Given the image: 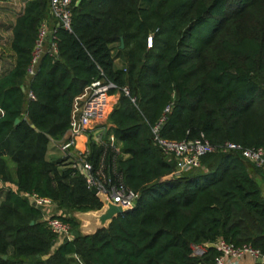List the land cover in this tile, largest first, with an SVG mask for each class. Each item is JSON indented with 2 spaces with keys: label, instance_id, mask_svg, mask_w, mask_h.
<instances>
[{
  "label": "trees",
  "instance_id": "trees-1",
  "mask_svg": "<svg viewBox=\"0 0 264 264\" xmlns=\"http://www.w3.org/2000/svg\"><path fill=\"white\" fill-rule=\"evenodd\" d=\"M48 2L26 0L16 13L13 62L0 71V264H212L217 239L264 255L261 171L238 152L217 151L175 176L151 131L165 115L166 139L264 147V0H79L70 29L55 30L57 55L45 53L27 79ZM101 78L118 92L106 135L119 152L89 140L86 157L96 165L105 154L139 196L83 234L73 214L103 203L67 159L48 152L69 127L74 98ZM24 192L51 199L54 216L79 234L58 238ZM198 242L209 244L202 259L191 256Z\"/></svg>",
  "mask_w": 264,
  "mask_h": 264
},
{
  "label": "built area",
  "instance_id": "built-area-1",
  "mask_svg": "<svg viewBox=\"0 0 264 264\" xmlns=\"http://www.w3.org/2000/svg\"><path fill=\"white\" fill-rule=\"evenodd\" d=\"M78 2L79 0H49V17L42 19L37 27L30 64L26 71L27 79L35 74L38 63L45 53L52 57L57 55L55 30L59 26L70 29L72 6ZM150 40L149 37L148 44ZM113 88L115 85L105 78L96 79L85 87L83 93L73 100L69 127L65 135L58 141H52V144L60 153V157L67 159L70 167L84 177L88 188L97 189L100 199L130 210L136 205L139 195L124 185L121 173L116 170L115 165L110 167L105 164V154H102L96 165L86 157L89 153L87 149L89 140L107 145L112 151L119 152L114 136L111 133L106 135L110 126L107 123L106 107L110 95H113L109 91ZM123 91L128 93L126 88H123ZM25 93L29 100H35V95L30 90H25ZM168 111L169 107L164 113ZM164 120L165 115L151 128V131L153 141L160 147L163 155L174 160L175 176L199 166L201 157L208 153L235 151L260 170L264 177V147H242L233 142L214 146L201 138L166 139L159 135ZM81 136L86 137V144L82 148L78 145ZM104 136L106 141L103 140ZM262 195L264 198V181ZM22 196L28 198L43 212L48 227L58 238L66 240L72 238L70 225L54 216L55 205L51 199L29 192H24ZM208 246V242L191 243V256L202 259L208 252ZM213 246L217 254L212 264H242L244 260H247L245 264H255L264 261V255L250 244L235 245L224 239H217Z\"/></svg>",
  "mask_w": 264,
  "mask_h": 264
},
{
  "label": "rangeland",
  "instance_id": "rangeland-1",
  "mask_svg": "<svg viewBox=\"0 0 264 264\" xmlns=\"http://www.w3.org/2000/svg\"><path fill=\"white\" fill-rule=\"evenodd\" d=\"M11 2H13V0H7V2L5 3H0V71L4 67H8L12 62L11 60L12 56L10 51L11 49L9 47V40L11 35V31L9 30V25L11 24L13 17L17 12L15 11L16 6L10 7ZM206 28H207L206 26L205 28L203 27V29L201 30L202 34L206 31ZM116 94H118V92H115L113 95H110L109 97L108 105L106 107L107 116L116 105L115 104V99L117 97ZM95 212L96 211H89L88 213H95ZM82 220L83 221H80L79 224L85 226L86 222L89 220V217H83ZM87 227H88L87 230L90 232L91 227L89 226Z\"/></svg>",
  "mask_w": 264,
  "mask_h": 264
},
{
  "label": "crops",
  "instance_id": "crops-1",
  "mask_svg": "<svg viewBox=\"0 0 264 264\" xmlns=\"http://www.w3.org/2000/svg\"><path fill=\"white\" fill-rule=\"evenodd\" d=\"M25 1L26 0H13V2H11V5L10 4L9 5H10V7L16 6V10L15 11L18 12L22 8V6L25 3ZM5 2H7V0H0V3H5ZM15 15L13 17V20H12L11 24L14 21ZM10 25H9V30L11 31ZM11 56H12L11 60L13 62V53H12V51H11ZM114 65H115V67H120L121 66V61L119 59H115ZM116 95H117V97L115 99V104L117 103V99H118V94H116ZM85 144H86V137H84V136L79 137V139H78V145H79V147L82 148V147L85 146ZM48 155L50 157H60V153L56 149H51L48 152ZM10 168H11V170H13L14 169V166L12 164H10ZM97 215H98V213H96V212L95 213L77 212V213H74L73 214V216L76 218V220L78 222L83 221L82 220L83 217H89V220L86 222V225L85 226L79 224V230H81V233H83V234H90V233H92L99 226V221L97 219ZM43 218H44V216H43ZM90 221H91V223H90ZM87 226L91 227V231L90 232L87 230V228H88ZM246 262H247V260H244L242 264H245Z\"/></svg>",
  "mask_w": 264,
  "mask_h": 264
},
{
  "label": "water",
  "instance_id": "water-1",
  "mask_svg": "<svg viewBox=\"0 0 264 264\" xmlns=\"http://www.w3.org/2000/svg\"><path fill=\"white\" fill-rule=\"evenodd\" d=\"M120 46H123L122 40H121ZM18 121H19V119H16L15 124L18 123ZM31 127L34 128V125H31ZM255 179H256L257 184L260 185L261 181H260L259 177H256ZM90 192H91V194L99 197L97 195V189L95 187H90ZM100 200L102 201L103 206L101 207V209L96 210V213H98L97 219L99 221V226L94 231H96L99 228L107 226L112 221V219L114 217H116L117 215L123 214L129 210V209L121 208L119 205H116V204H113L110 202H106L105 200H102V199H100ZM71 234H72V236H77L79 233H78V231L73 230L71 232ZM2 258L6 259V256L4 255V256H2Z\"/></svg>",
  "mask_w": 264,
  "mask_h": 264
}]
</instances>
